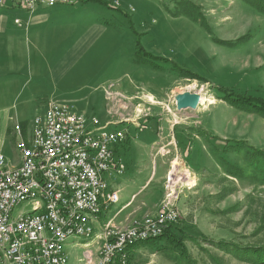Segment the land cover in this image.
I'll list each match as a JSON object with an SVG mask.
<instances>
[{
	"label": "rangeland",
	"instance_id": "obj_1",
	"mask_svg": "<svg viewBox=\"0 0 264 264\" xmlns=\"http://www.w3.org/2000/svg\"><path fill=\"white\" fill-rule=\"evenodd\" d=\"M100 1L98 0L99 3ZM117 1L121 9L109 10L120 14L126 26L128 24V30L135 37V52L138 43L141 45L142 36L137 28L152 26L153 33L146 41L150 45L152 43L155 45L156 34L160 33L162 26L163 13L171 15L169 19L174 23H166L164 29L166 43H169L172 53L180 54L181 59L180 62H170L172 72L177 74L179 68L203 78L208 76L211 82L206 78L202 80L180 76L181 83L176 86L175 92H193L194 89L198 91L201 88L205 99L214 97L220 99L216 94L219 93L221 96L224 94L217 90L219 87L233 91V95L247 94L264 101V15L250 4L243 0H129L131 6L126 4L123 6L120 0ZM183 1L191 2L197 8H191L190 5L187 8L183 4L181 8L180 2ZM131 8L133 12L130 11ZM176 12L178 14L173 15ZM99 15L104 17L105 21H110L111 17L106 13ZM153 20L157 21L156 24L152 23ZM235 36L238 37L234 41H228ZM238 39L241 40L237 41ZM221 41L234 43L227 45L220 43ZM149 44H146L147 47ZM189 47L197 53L200 60H203L200 58L203 56L198 51H203L204 56H208L206 64L195 60L196 55L188 52ZM259 47L262 48V61L259 67L256 68L253 64L241 66L239 58L246 53H253V50L256 52ZM142 48L144 49V46ZM210 48L212 51L209 53ZM230 60L233 61L229 62ZM235 61L238 64L234 63ZM92 62L90 54L84 63L91 65ZM138 65L152 68L150 64ZM70 77L68 86L70 95L79 97L85 94L87 90H84L82 77L74 78L72 73ZM199 92L201 93V90ZM169 95L171 96V92ZM148 97L149 102L154 103L158 99V94L149 93ZM222 100L234 108L235 112L255 114ZM206 101L202 108L208 105L207 108L214 112L213 117L220 113L227 116L226 108L220 106L218 100L213 99L212 103ZM87 102L95 105V108L83 109L87 116L96 113V106L100 104V100L89 98ZM45 107L41 108L38 105L33 107L29 110L30 113L35 111V108L38 111L32 118H26L20 124L16 123L20 126L22 135L29 134L31 120L35 115L41 114ZM0 114L1 119L3 112ZM236 116L240 120V126L250 125L249 127L253 128L250 140L237 142L215 140L217 146L211 144L212 150H209L207 157L201 155L194 166L190 164L193 159L190 156V149L186 151L187 141H177L176 147L171 143L165 148L162 146L166 142L156 141L144 148L146 152L152 154L151 157L156 153L155 158L160 162V170L157 165H153V169L156 168L158 172L135 198L136 205L140 202L146 204L145 213H150L156 208L158 211L164 204L176 208L179 217L173 229L175 236L182 241L183 253H179L178 249H174L164 240H148L129 251L128 264H259L251 248L264 247V167L261 156L257 153V149L264 151V117L260 116L259 119L247 114ZM14 126L11 133H14ZM5 132L4 127L0 126V133L7 137ZM129 134L122 144L129 139ZM237 135V132L231 134L230 139H235ZM10 139V144L3 145V153L13 163L17 158L13 148L14 135H8L7 140ZM189 145L193 147L192 140ZM145 175L146 172H142L134 178L133 174L134 181L119 191V201L106 204L105 210L102 209L98 214L99 224L96 228H100L102 214L106 212L112 214L116 211L129 194L138 190L140 183L144 182ZM127 176L120 175L122 179ZM190 179L194 183L188 184ZM20 209V206L16 207L13 215ZM144 216L132 218L127 225ZM115 225L117 226L116 223ZM90 239L70 237L65 241L67 264H85L86 258L83 254L86 248L89 252L87 255L91 256L92 261L95 260L102 241L89 243ZM261 264H264V260Z\"/></svg>",
	"mask_w": 264,
	"mask_h": 264
},
{
	"label": "crops",
	"instance_id": "obj_2",
	"mask_svg": "<svg viewBox=\"0 0 264 264\" xmlns=\"http://www.w3.org/2000/svg\"><path fill=\"white\" fill-rule=\"evenodd\" d=\"M101 1L105 3L104 0ZM120 1L122 5L131 6L129 0ZM113 8L99 3L98 0H85L72 6L39 7L30 17L26 12L17 9L0 8V112H3L0 126L4 127L8 137L14 135L11 131L16 123L20 124L37 113L36 108L32 113L29 112L37 105L41 108L47 107L51 101L74 106L78 104L76 110L87 116L83 109L95 108V105L87 100H100L96 113L89 116L96 117L100 124L125 127L128 134L130 133L124 144L115 147L116 164L103 177L108 185V192H115L118 202L119 191L134 181L133 174L134 178H137L138 174L146 172L144 182L140 183L136 192L129 194L112 214L106 212L101 216L100 225L109 222L112 226H116V223V227H122L132 218L157 211L156 208L150 213H145L146 204L140 202L136 205L135 200L158 172L156 168L153 169V165H157L160 170V162L155 158L156 153L151 157L152 154L144 149L146 146L162 141L166 142L162 146L164 148L171 143L176 147L177 141H187L186 151L190 149V156L193 157L190 164L194 166L201 155L206 156L209 150H212V145L217 146L215 140H250L253 128L249 127L250 125L240 126L236 115L247 114L259 119L260 116L245 111L235 112L234 108L226 105L219 93L216 95L220 99H213L226 108L227 116L220 113L213 117L214 112L207 108L208 105L202 108L204 103H199L195 109L177 110L172 99L183 91H174L176 86L180 85L181 79L178 74L172 72L170 62H180L181 59L180 54L170 51L171 47L166 43L164 31L166 23H174L170 20L171 15L163 13L161 18L164 21L161 20L162 26L160 33L156 34L155 45L146 41L153 33L152 26L137 28L142 34L141 45L145 51L154 57L168 60V63L157 60L155 63L161 69L154 70L146 65L134 63L135 37L120 14L109 10H115ZM125 10L128 11L127 8ZM101 13L110 16V21H105L104 17L99 15ZM16 17L26 21L27 28L18 27L14 23ZM156 22L153 20L152 23ZM237 37L227 40L234 41ZM146 44H149V47ZM211 51L210 48L209 53ZM188 52L196 55L195 60L206 64L208 56H204L203 51H198L203 60H200L190 47ZM90 54L93 61L91 65L84 63ZM239 61L241 66L253 64L254 67H259L262 48L242 55ZM234 63L238 64L236 61ZM70 73L74 78L82 77L84 90H87L85 94L79 97L70 95ZM204 78L209 81L208 76ZM155 92L158 99L150 103L149 93ZM193 92L200 95L197 89ZM91 110L93 112V109ZM236 132L237 137L230 139L231 134ZM7 137L3 138L2 149L5 143H11V139L7 140ZM191 140L192 148L189 145ZM120 167L123 168L122 174L128 175L126 178L122 179L121 174L117 173ZM103 201L105 205L110 203L106 198H103ZM96 231L99 232L100 228ZM95 241L98 240L92 239L89 243Z\"/></svg>",
	"mask_w": 264,
	"mask_h": 264
},
{
	"label": "built area",
	"instance_id": "obj_3",
	"mask_svg": "<svg viewBox=\"0 0 264 264\" xmlns=\"http://www.w3.org/2000/svg\"><path fill=\"white\" fill-rule=\"evenodd\" d=\"M83 1L0 0V8L17 9L30 17L39 7ZM104 1L120 8L117 0ZM14 23L27 28L19 17ZM29 127L24 137L20 126H14L16 163L4 155L0 133V264H67L64 246L70 237L102 241L93 261L85 249V264H128L134 246L159 237L178 220L176 208L164 204L127 226L105 222L96 231L98 214L105 208L103 198L117 200L103 177L116 164L115 147L127 138V128L100 124L73 104L53 101ZM122 169L117 173L122 174ZM18 206L21 209L13 215Z\"/></svg>",
	"mask_w": 264,
	"mask_h": 264
},
{
	"label": "trees",
	"instance_id": "obj_4",
	"mask_svg": "<svg viewBox=\"0 0 264 264\" xmlns=\"http://www.w3.org/2000/svg\"><path fill=\"white\" fill-rule=\"evenodd\" d=\"M244 2L250 4L254 9H256L258 12L262 13L264 15V0H243ZM101 4H105L106 6H109L107 3H104L102 1H100ZM184 6H188L190 5L191 8H197L194 4H192L189 1H183L180 2V6L182 8V5ZM111 7V6H109ZM115 10H119L120 8H113ZM178 14V12L174 13L173 15ZM202 24L203 22L200 21ZM241 39H238L237 41H239ZM220 43L222 44H227V45H231L234 42H228V41H221ZM157 60L162 61V62H168V60L163 59V58H157L152 56L151 54L147 53L141 45L136 46V52H135V60L134 62L136 64H150L151 67L153 69L156 70H160L161 67L158 66L156 63L154 64V62H156ZM173 67L176 68V66L173 64ZM178 69V75L181 77H192V78H199L204 80L203 77H200L196 74L184 71L182 69ZM217 90L220 92H222V94H224V96H222V98L224 100H227L231 105L240 108V109H246L251 111L252 113H255L259 116H263L264 117V101L261 100L260 98H255L253 96L247 95V94H239V95H233V91H229L227 89H223V88H217ZM250 145V144H249ZM256 149V148H253ZM257 153L259 154V156H261V161H262V165L264 167V151L262 150H258L257 149ZM175 224V223H174ZM171 224L169 225L166 230L157 238L155 239H150V241L152 240H158V241H166L167 243H169L171 246L174 247V249H178L179 253H183V246H182V241L178 240V238L175 236V231L173 229V225ZM148 241V240H147ZM145 241V242H147ZM251 252L253 253L254 256L257 257V261L259 264L262 263V261L264 260V247H259V248H251Z\"/></svg>",
	"mask_w": 264,
	"mask_h": 264
},
{
	"label": "water",
	"instance_id": "obj_5",
	"mask_svg": "<svg viewBox=\"0 0 264 264\" xmlns=\"http://www.w3.org/2000/svg\"><path fill=\"white\" fill-rule=\"evenodd\" d=\"M173 100L177 110L195 109L200 103V95L198 92L185 91L176 94Z\"/></svg>",
	"mask_w": 264,
	"mask_h": 264
},
{
	"label": "bare ground",
	"instance_id": "obj_6",
	"mask_svg": "<svg viewBox=\"0 0 264 264\" xmlns=\"http://www.w3.org/2000/svg\"><path fill=\"white\" fill-rule=\"evenodd\" d=\"M195 87V86H194ZM201 90V93H200V103H204L206 100V102H208V103H212L213 102V99H205V97H204V95H203V93H202V89L200 88V89H198V91H200ZM206 96V95H205ZM208 98V97H207ZM206 107V106H205ZM97 116V115H96ZM180 169V168H179ZM178 170V169H177ZM178 174V173H177ZM171 175H172V173L170 172V176H169V180H171ZM191 184V183H194V181L192 180V179H190V180H188V184ZM89 253V252H88ZM86 254V253H85Z\"/></svg>",
	"mask_w": 264,
	"mask_h": 264
}]
</instances>
